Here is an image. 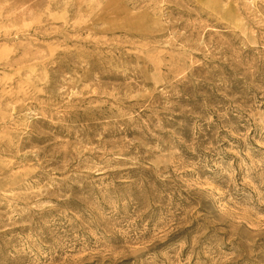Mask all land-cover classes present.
<instances>
[{
	"label": "rangeland",
	"instance_id": "rangeland-1",
	"mask_svg": "<svg viewBox=\"0 0 264 264\" xmlns=\"http://www.w3.org/2000/svg\"><path fill=\"white\" fill-rule=\"evenodd\" d=\"M0 264H264V0H0Z\"/></svg>",
	"mask_w": 264,
	"mask_h": 264
}]
</instances>
